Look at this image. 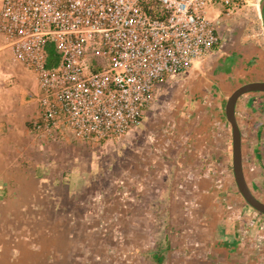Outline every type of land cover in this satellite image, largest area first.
<instances>
[{"label":"rangeland","instance_id":"1","mask_svg":"<svg viewBox=\"0 0 264 264\" xmlns=\"http://www.w3.org/2000/svg\"><path fill=\"white\" fill-rule=\"evenodd\" d=\"M262 1L257 9L254 0H250L248 5L233 14L234 20L230 18L227 24L220 26L223 29L222 32L219 29L223 48L227 43L232 44L236 41L264 48V6L260 9ZM229 53L227 52L225 56ZM232 55L231 53L229 57ZM234 55L237 56V53ZM88 58L89 62L96 66L108 63L106 58L95 54L89 55ZM231 59H233L231 67L233 68L236 61L234 62V57ZM236 67L231 70V74ZM187 74L188 72L185 71L160 82L152 102V109L148 108L146 111L147 115L153 110V115L149 120L142 122L144 126L138 127L144 132L135 136L136 139H131L134 137L133 130L127 132L128 136L126 134L120 139L96 144L77 141L65 135L62 139L56 136L44 140L31 136L35 148L30 158L38 162L40 170L38 174L43 179L41 178L42 182H39L38 196L33 198L27 196L21 199L19 205L17 203L14 206L12 197H0V256L7 258L6 261L0 258V264H205L203 262L205 259H200L198 256L199 249H191L189 244V240L195 239L196 234L189 237L187 236L189 230L172 229L168 226V216L176 217V222L182 217V213H179L177 208L175 215L168 214L170 209L167 205L176 200L175 196V199L167 196L163 192H166L164 189L157 198L151 197V194L145 198L139 194L136 196L133 185L126 188L125 182L120 181L126 178L132 167L135 169L133 172L141 173L142 169L146 168L143 166L144 160L151 155V157L161 156L170 162L178 157L179 152H183L180 150L182 145L180 140L187 143V136L177 134L174 128L196 121L192 117H198V112L189 108L187 102L194 96L196 98L197 94L205 89L196 86V83H199L195 79L197 76L193 77V81L184 79L179 84L178 80L181 77L186 78ZM202 74L204 71L199 76L202 77ZM202 78L207 77L204 74ZM216 122L215 127H217ZM209 125L211 126L209 131H213V123L210 122ZM167 129L169 134L165 137L164 131ZM223 134L224 137L219 138L215 132L204 135L194 133L190 138L191 142L197 143L196 145L206 142L208 144L211 141L215 143V156L219 158L217 166L214 167L215 171L221 170L224 163L222 154L218 153L228 147L227 167L229 168L224 174L220 175L218 172L214 174L213 187L216 189L214 192L216 195L222 193L223 205L234 209L245 206L248 211L260 217L262 214L251 209L237 190L232 172L231 127L228 122H225ZM29 141L31 140L24 139L19 142L17 138L15 144L19 142L20 148L11 151V158L20 156V153L29 154V145L25 150L21 149L23 143L25 145ZM166 141L169 147L164 151L163 146ZM129 142L130 146L127 145ZM248 143L244 152L247 158L250 155ZM214 146L203 152L200 157L209 158ZM196 147H192L195 150L194 156L199 154L200 148ZM184 152L187 154L189 149L186 148ZM186 163L184 162L183 167L162 166V177L167 175L170 179L176 169L182 180L192 169L199 175L205 167L203 164L198 165L199 162ZM151 169L154 170V167L152 166ZM159 173L162 172L157 174ZM67 174L74 180L68 183L65 181L64 184L56 182L51 186L53 179ZM152 175L154 176V173ZM246 175L249 186L264 202V180L260 181L259 177L257 178L255 170L253 173L246 168ZM154 177L159 178L157 175ZM252 179H255V182ZM69 183H72V187L69 189L70 197H67L66 187ZM180 183L178 180L176 184L173 181L172 187H175V190L185 189L179 187ZM7 184L11 192L20 186L16 181ZM152 185L154 190L158 183L154 182ZM27 186L32 189L30 184ZM24 188L28 189L26 186ZM160 202L163 204V210L167 209L164 210L165 213L158 212ZM147 203L152 206L153 211H157L150 216L151 220L143 214ZM19 206L21 211H18ZM262 217L264 218V215ZM262 222L264 223L263 220ZM128 223L132 225L128 226ZM143 224L147 227L152 224L147 233L141 230ZM174 237H178L179 245L175 244ZM152 241L155 244L149 249L148 245ZM166 243H168L167 247ZM146 250L160 251L162 260L155 261L151 253H145Z\"/></svg>","mask_w":264,"mask_h":264},{"label":"built area","instance_id":"2","mask_svg":"<svg viewBox=\"0 0 264 264\" xmlns=\"http://www.w3.org/2000/svg\"><path fill=\"white\" fill-rule=\"evenodd\" d=\"M260 2L254 0L257 9ZM249 3L0 0V36L36 85L35 135L61 132L96 144L137 129L162 80L222 49L215 17L225 20ZM91 54L108 63L96 66Z\"/></svg>","mask_w":264,"mask_h":264},{"label":"crops","instance_id":"3","mask_svg":"<svg viewBox=\"0 0 264 264\" xmlns=\"http://www.w3.org/2000/svg\"><path fill=\"white\" fill-rule=\"evenodd\" d=\"M230 18L234 20L233 15L225 20H220L217 16L215 17L216 26H218L221 32L223 29L220 26L223 27L224 24H227ZM226 48L227 47H222L221 50L215 49L211 53L212 55L210 54L211 56L209 55L196 67H191L187 70L186 72H188V74L186 78L181 77L180 80H178V83H181L184 79L193 81V77L197 76L195 79L199 83H196V86L205 88L204 91H200V94H197L196 98L194 96L192 100L189 99L187 102L189 108H193L192 110L198 112V117H192V119L196 121L192 124L187 123L181 125V127L174 128L177 134H184L187 136V143L180 140L182 144L180 150H183V152H179L177 154L178 157L176 156L172 161L169 160L170 162L166 161L161 156L151 157V155L147 157L146 160L143 159L146 163H144L143 166H146V168L142 169L141 173L133 172L135 169H132V167L129 172L130 175L128 174L125 179H121L120 181L123 183L125 182L124 185L127 186L126 188H130V186L133 185L136 196L139 194L145 198L149 197L151 194V197L157 198V196L161 195L160 192L162 189L166 190V192H163L166 193L167 196L173 198L175 196L176 200L171 203L169 202V205H167L169 206L168 209H170L169 213H167L175 215L174 212L177 208L179 209V213H182V217L180 219L178 218V222H176V217L168 216V226L172 229L182 228L183 231L189 230L190 233H187L189 237L196 234V238L189 240V244L191 249H199L200 253L198 256H200V259H205V261H203L205 264H264L263 215L259 217V215L257 216L251 213V211H248L245 206H240L239 209H234L228 205L225 206L222 204V193L219 192L216 195L214 192L216 191L213 187V183H215L214 174L217 172L220 175L224 174L229 168L227 167L229 164L227 159L229 155L228 147H225L222 149L221 153H218L220 155L222 154L224 163L221 170L215 171L214 167L217 166V161L219 159L215 156V143L211 141L209 142L210 144L206 142L196 145L197 143L191 142L190 138L194 133L204 135L212 134V132H215L217 137L223 138L225 122H228L224 110L228 95L235 88L244 83L264 81L263 47L259 48L253 44H244L240 41H236L232 43L227 50H225ZM227 52L230 53L225 56ZM231 53L233 54L232 57H234V62L236 61L233 68L237 65L233 74H231L233 59L229 57ZM235 53H237V56L234 55ZM202 70L207 78H202L204 74H202V77L199 76V74L203 73ZM37 105L36 85L30 69L14 59L10 49L6 47L0 36V197H12L15 203L14 206H16L17 203L19 205L21 199H25L27 196L31 198L38 196L39 182H42V177L38 174L40 171L38 169L39 164L30 158L32 150L35 148V142L31 136L35 139L38 138L31 128V120L36 114ZM188 107L186 106L187 109H189ZM149 108L152 109V104ZM234 111L241 134L242 168L245 180L248 183L249 180L246 175L247 168L253 173L255 170L257 178L259 177V180L263 181L264 92H248L242 94L236 100ZM151 115H153V110L149 114L144 115L143 121L146 119L149 120ZM215 121H217V127L214 125ZM210 122L213 123V131H209L211 130L209 128L211 127L209 125ZM142 124L139 127L144 126ZM137 130H139V132H135ZM133 131L134 137H130L131 139H136L139 134L144 132L140 131L138 128ZM164 134L166 137L169 134V129L164 131ZM56 135L60 137V139L64 136L61 132H58ZM126 136H128V134ZM16 137L19 139V142L24 139L31 140L25 145L23 143V147H21L22 150H25L29 145V154L22 155V153H20V156H16L12 159L11 151L20 148L19 142L17 145L15 144ZM247 143L250 145V155L248 158L247 154L244 153ZM217 144L218 143H216V145ZM127 145L130 146L131 143L129 142ZM184 145L186 147H184ZM195 146H197V149L200 148L199 154L196 153L197 156L193 155L195 150L192 147L195 148ZM213 146L214 151L210 153L209 158L205 159L200 157L203 152H207L209 148H213ZM168 147L169 143L166 141L163 150L167 151ZM186 148L189 149L187 154L184 152ZM61 156H63V153ZM184 162H187L186 164H195L199 162L198 165L203 164L205 167L200 171L201 174L199 175L192 169L189 175L186 174V177L182 180H180L176 169H174V175L171 176L170 179L167 175L162 177V166H167L168 168L171 165L183 167ZM152 166L154 170L151 169ZM158 172L162 173L157 174ZM152 173L159 178L157 179L153 175L151 176ZM72 180L74 179H70L68 174L66 176L61 175L51 181V186H54L56 182L64 184L65 181L68 183ZM177 180L181 182L179 187L182 189L184 187L185 189L175 190V187H172L173 181H175L176 184ZM252 180L254 181L255 179ZM15 181L19 182L20 186L18 189L16 187L14 192H11L7 183H13ZM154 182H157L159 186H155L154 190H152V183ZM27 184H30L32 189H29ZM25 186L28 189L25 190ZM71 187L72 183H69L66 187L67 197H70L71 193L69 189H71ZM253 193L257 197L255 192ZM131 198L133 199V195ZM162 205L163 204L160 202V210H158V212L165 213L164 210L167 209L163 210ZM144 208L143 214L150 220V216L157 213V211H153L149 203H147V207ZM19 210H22L20 206L18 211ZM183 220L185 223H183ZM166 222L167 221H165V223ZM143 223L145 224V222ZM129 225L132 224L128 223V226ZM151 227L152 224H149L148 227L144 225L141 230L147 233ZM185 233L186 232H184V234ZM177 239L178 237H174V242L179 245ZM153 241L148 245L149 249L155 244ZM181 241L183 242V240ZM167 245L168 243H166L165 246L167 247ZM158 253H160V251H158ZM154 255V253H151L155 261V257H159L161 260L163 258L161 253V256ZM0 258L2 257L0 256ZM2 259V261L7 260V258Z\"/></svg>","mask_w":264,"mask_h":264},{"label":"water","instance_id":"4","mask_svg":"<svg viewBox=\"0 0 264 264\" xmlns=\"http://www.w3.org/2000/svg\"><path fill=\"white\" fill-rule=\"evenodd\" d=\"M264 0L260 5L263 9ZM248 92H264V81H251L235 88L227 97L224 110L231 127L232 172L238 192L255 211L264 215V202L258 199L245 180L242 168L241 134L235 117V103L239 96Z\"/></svg>","mask_w":264,"mask_h":264},{"label":"trees","instance_id":"5","mask_svg":"<svg viewBox=\"0 0 264 264\" xmlns=\"http://www.w3.org/2000/svg\"><path fill=\"white\" fill-rule=\"evenodd\" d=\"M52 55H54V52H53L52 49H50V50H49V60H48V63H47V64L50 65V66L52 65V63H51L52 61H51L50 56H52ZM145 253H147V254H148V253H154L155 255L161 256L160 253H158V252H154V251H146ZM155 258H156V261H157V262H159V260H161V258L159 259V257H155Z\"/></svg>","mask_w":264,"mask_h":264},{"label":"flooded vegetation","instance_id":"6","mask_svg":"<svg viewBox=\"0 0 264 264\" xmlns=\"http://www.w3.org/2000/svg\"><path fill=\"white\" fill-rule=\"evenodd\" d=\"M231 46V44H228L227 43V45L225 46V47H227L225 50H227L229 47ZM251 188V187H250ZM251 190H252V188H251ZM253 191V190H252Z\"/></svg>","mask_w":264,"mask_h":264}]
</instances>
